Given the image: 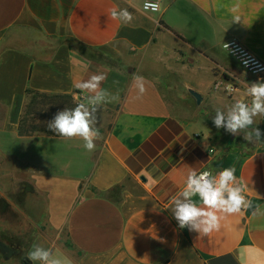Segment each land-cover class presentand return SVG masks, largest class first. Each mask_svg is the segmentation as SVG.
Returning <instances> with one entry per match:
<instances>
[{"label": "crops", "instance_id": "0c3cea01", "mask_svg": "<svg viewBox=\"0 0 264 264\" xmlns=\"http://www.w3.org/2000/svg\"><path fill=\"white\" fill-rule=\"evenodd\" d=\"M142 1L0 0V264L33 245L65 264H264V142L212 119L264 81L221 47L236 38L264 61V0H162L156 13ZM101 73L115 99L95 114L93 151L18 133L27 89L87 104L76 85ZM254 126L264 133V116ZM190 168H233L251 207L220 214L210 237L180 229L170 209Z\"/></svg>", "mask_w": 264, "mask_h": 264}, {"label": "clouds", "instance_id": "9594fccd", "mask_svg": "<svg viewBox=\"0 0 264 264\" xmlns=\"http://www.w3.org/2000/svg\"><path fill=\"white\" fill-rule=\"evenodd\" d=\"M111 16L127 23L132 19L127 9H113ZM239 19L237 18V21ZM106 75L94 74L88 80L76 85L81 92L89 93L87 104L79 103L74 108H64L58 111L48 121L50 132L64 138L80 137L84 141V148L91 152L95 149V141L101 139L96 127V113L100 106L110 103L111 94L101 88ZM134 83L142 95L146 89L144 78L135 76ZM246 95L251 98L247 103L236 100L226 110L215 109L212 117L217 129L223 128L234 136L243 134L247 142H264V133L255 125L257 116H264V81L251 82L246 85ZM198 196L202 206H198L193 197ZM251 207V202L244 195V188L236 182L235 170L224 168L215 175L211 171L197 172L190 168L186 176V185L179 197L173 200L171 213L180 229L187 228L191 232L210 237L213 232L221 228L222 215L237 214L242 209ZM264 214L258 207L254 215ZM27 259L39 264H65L54 256L50 249L40 245H33L27 254Z\"/></svg>", "mask_w": 264, "mask_h": 264}, {"label": "trees", "instance_id": "16d2710c", "mask_svg": "<svg viewBox=\"0 0 264 264\" xmlns=\"http://www.w3.org/2000/svg\"><path fill=\"white\" fill-rule=\"evenodd\" d=\"M26 93L29 99L24 106L18 129L21 136H30L35 133L59 136L49 131L48 121L58 111L64 108H74L82 100V98L75 100L71 95L46 94L31 89H27ZM22 264H31V262L23 258Z\"/></svg>", "mask_w": 264, "mask_h": 264}, {"label": "built area", "instance_id": "2783aa9c", "mask_svg": "<svg viewBox=\"0 0 264 264\" xmlns=\"http://www.w3.org/2000/svg\"><path fill=\"white\" fill-rule=\"evenodd\" d=\"M162 0H143L141 8L145 12L156 13L160 11ZM222 49L231 56L245 71L251 75L264 74V61L246 48L238 39L230 38L221 45ZM229 91H235L236 88L230 85ZM210 171L203 169L198 171ZM212 172V171H211ZM213 175L216 173L212 172ZM245 195V194H244Z\"/></svg>", "mask_w": 264, "mask_h": 264}, {"label": "water", "instance_id": "95a60500", "mask_svg": "<svg viewBox=\"0 0 264 264\" xmlns=\"http://www.w3.org/2000/svg\"><path fill=\"white\" fill-rule=\"evenodd\" d=\"M188 92L194 97V99L198 105H200L202 103V100H203L202 94H200L199 92H197L191 88L188 89Z\"/></svg>", "mask_w": 264, "mask_h": 264}]
</instances>
